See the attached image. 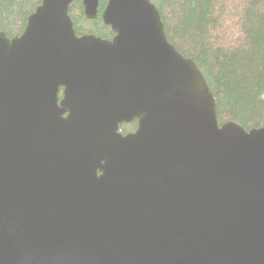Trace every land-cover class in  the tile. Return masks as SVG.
Wrapping results in <instances>:
<instances>
[{"label":"water","instance_id":"obj_1","mask_svg":"<svg viewBox=\"0 0 264 264\" xmlns=\"http://www.w3.org/2000/svg\"><path fill=\"white\" fill-rule=\"evenodd\" d=\"M73 1L0 32V264H264V128L219 125L152 0H109L112 40Z\"/></svg>","mask_w":264,"mask_h":264},{"label":"trees","instance_id":"obj_2","mask_svg":"<svg viewBox=\"0 0 264 264\" xmlns=\"http://www.w3.org/2000/svg\"><path fill=\"white\" fill-rule=\"evenodd\" d=\"M108 1L100 0V11ZM152 2L169 42L205 74L219 125L236 121L246 130L264 128V0ZM40 4L41 0H0V32L9 38L21 35ZM69 14L78 34L105 29L100 14L90 23L82 0L71 3Z\"/></svg>","mask_w":264,"mask_h":264},{"label":"flooded vegetation","instance_id":"obj_3","mask_svg":"<svg viewBox=\"0 0 264 264\" xmlns=\"http://www.w3.org/2000/svg\"><path fill=\"white\" fill-rule=\"evenodd\" d=\"M99 5H100V2H99ZM84 7V6H83ZM106 7V6H105ZM105 7H104V9H105ZM103 9V10H104ZM103 10H99V7H98V14H97V17L96 18H94V19H97V18H99V14H100V16H101V20H102V22H103V24H102V27L103 28H105L104 30H99V31H97V29L96 28H94L93 30L94 31H87V32H85V33H83V34H78L77 33V31H76V29H75V32H76V34H77V36L78 37H83V36H85V35H94V36H96V37H99V38H102V39H105V40H112L113 38H114V36H115V33H114V31L110 28L109 30H106V25L104 24V21H103V15H102V13H103ZM84 13H85V9H84ZM86 15V14H85ZM87 17V16H86ZM72 18V17H71ZM89 19V18H88ZM94 19H89V20H91L90 21V23L91 24H94V22H92V20H94ZM75 27V26H74ZM20 36V35H19ZM64 87L63 86H61L60 88H59V92H58V96H59V102L63 99V97H64ZM68 115H69V113H65L64 115H63V117L64 118H66V117H68ZM138 124H139V121H138V119H134L133 121H131V122H122V123H120L119 124V129H118V132L121 134V135H123V136H126L127 134H129V133H132V132H135L136 130H137V128H138ZM101 164H104V161H102L101 162ZM96 173H97V176H101V174H102V171H101V169L100 168H98L97 170H96ZM52 181L50 180V181H48V185L51 183ZM74 186H77L76 184H74ZM58 191H66V190H68V189H66V188H64V189H57Z\"/></svg>","mask_w":264,"mask_h":264},{"label":"rangeland","instance_id":"obj_4","mask_svg":"<svg viewBox=\"0 0 264 264\" xmlns=\"http://www.w3.org/2000/svg\"><path fill=\"white\" fill-rule=\"evenodd\" d=\"M71 5V4H70ZM70 8V7H69Z\"/></svg>","mask_w":264,"mask_h":264}]
</instances>
